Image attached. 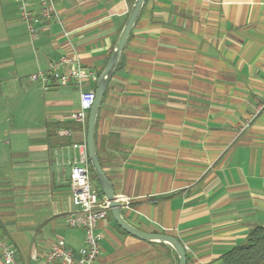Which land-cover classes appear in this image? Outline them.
I'll return each instance as SVG.
<instances>
[{"label":"crops","instance_id":"0c3cea01","mask_svg":"<svg viewBox=\"0 0 264 264\" xmlns=\"http://www.w3.org/2000/svg\"><path fill=\"white\" fill-rule=\"evenodd\" d=\"M19 1L0 0V240L20 264H40L57 239L83 246L66 218L86 128L70 119L73 81L30 78L66 55L95 91L135 0H54L49 20L40 0H25L36 40ZM118 63L94 148L122 217L176 238L186 264H222L264 226V0H144ZM96 232L94 264H178L169 245L128 235L110 210Z\"/></svg>","mask_w":264,"mask_h":264},{"label":"built area","instance_id":"2783aa9c","mask_svg":"<svg viewBox=\"0 0 264 264\" xmlns=\"http://www.w3.org/2000/svg\"><path fill=\"white\" fill-rule=\"evenodd\" d=\"M19 10L20 18L26 23L31 38L36 40L37 33L32 24L33 16L27 9L25 0L19 1ZM54 10V0H40L38 15L49 20ZM89 76L90 74L83 69L78 60L64 55L51 61L46 70L32 75L30 79L44 84L50 80L62 86L73 81L79 91V103L77 109L71 112L70 119L85 129L88 113L95 98L94 91L84 87ZM262 97L261 108L264 107V88ZM254 116L251 115L241 130L249 127ZM73 148L77 150L78 158L70 169L69 182L71 201L75 209L67 216L66 225L82 231L83 246L74 250L64 240L57 239L40 264H94L100 254V235L96 231L98 223L109 214V204L99 195L91 179L86 142L74 144ZM0 264H20L17 260V249L4 240H0Z\"/></svg>","mask_w":264,"mask_h":264},{"label":"water","instance_id":"95a60500","mask_svg":"<svg viewBox=\"0 0 264 264\" xmlns=\"http://www.w3.org/2000/svg\"><path fill=\"white\" fill-rule=\"evenodd\" d=\"M144 0H135L125 24L118 36V39L114 45L113 51L110 55V58L99 75L96 87H95V98L94 102L89 110L87 126H86V148H87V157L89 164L92 168L93 174L96 178V181L100 187L102 195L106 199L109 204V210L112 215L113 220L118 225V227L125 233L130 236H133L139 240L146 242H159L169 245L178 257V264H186V252L182 243H180L176 238L165 235V234H152L143 232L137 228H134L130 224H128L125 219L122 217L120 213V204L117 198L114 195V191L112 186L106 177L100 162L98 160L95 148H94V131H95V123L98 115V111L107 88V85L112 78L114 70L118 64L121 52L126 44L128 36L131 32L132 26L140 12L141 6Z\"/></svg>","mask_w":264,"mask_h":264},{"label":"trees","instance_id":"16d2710c","mask_svg":"<svg viewBox=\"0 0 264 264\" xmlns=\"http://www.w3.org/2000/svg\"><path fill=\"white\" fill-rule=\"evenodd\" d=\"M90 172L91 179L97 183L91 166ZM222 264H264V226L250 230L242 244L222 256Z\"/></svg>","mask_w":264,"mask_h":264}]
</instances>
